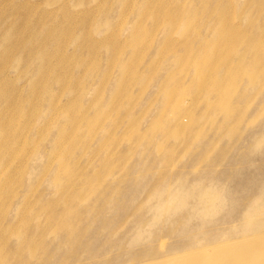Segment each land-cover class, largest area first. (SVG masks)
Segmentation results:
<instances>
[{
    "label": "rangeland",
    "instance_id": "1",
    "mask_svg": "<svg viewBox=\"0 0 264 264\" xmlns=\"http://www.w3.org/2000/svg\"><path fill=\"white\" fill-rule=\"evenodd\" d=\"M224 2L0 0V264H164L264 238V70L226 89L206 57L200 79L160 55L206 47L214 18L264 41L259 8Z\"/></svg>",
    "mask_w": 264,
    "mask_h": 264
},
{
    "label": "bare ground",
    "instance_id": "2",
    "mask_svg": "<svg viewBox=\"0 0 264 264\" xmlns=\"http://www.w3.org/2000/svg\"><path fill=\"white\" fill-rule=\"evenodd\" d=\"M248 1L249 2H247L248 4H246V5L251 7V4H252V7L259 8L260 12H262L264 14V0H262L259 3H256L255 0H248ZM231 4H232V0H225V2H224L225 10H228L229 5L231 6ZM146 9L147 8L142 7V11H145ZM251 11L253 12V9ZM252 12H251V15L254 13V12L253 13ZM194 13L196 14L194 16L199 18V20H205L206 18H208V15L205 16L204 13L198 12V14H197L196 10L194 11ZM213 20L216 21L215 23H216L217 28H216V30H214V32L212 34H216V36H215V38L212 37L213 39L211 38L212 42L208 43V45L206 47L204 45V47H200L198 51H195V49L193 50L194 47L192 48L191 44L189 43L188 47L186 48V51L183 54L181 53L183 56L181 55V57H179L178 55L180 54V52H179V54L175 52L176 51L175 46L177 45L176 41L174 42L173 40H171L167 36L169 38V40L164 41L163 45L160 48V55H163L164 59H168V60H170L172 58H176L178 61H181L184 64L187 62V60L185 59V56L188 57L189 62H187V64L196 66L197 71L200 73L201 76H203L200 79L205 78L204 77L205 69L203 66H200V63H198V57H206V61L203 62L204 64H209L211 67L215 66V65H220L218 78L222 79V81L225 80V82H223L221 87H224L226 89H227V87H232L233 85H235L236 74L240 73V72H237V70H243V67L245 65H251L254 68V72H253V76H252V78L254 79L256 76H258L260 74V72H262L264 70V63L262 62V58L260 57L261 52L258 49L259 44L261 46L264 44V41L261 39V36L259 38H258V36L250 38L245 34V32H238V31H235L234 29H229L226 26L225 21H220L219 19H215V18ZM153 21L155 22V24H159L161 22H164L163 20L156 18V17L153 18ZM166 22L169 24V26L172 24V20H170V19L166 20ZM166 22H165V24H166ZM220 22H222L224 24V27H222L220 25ZM213 26H214V24H213ZM11 32H12V34H14L15 37L19 36L16 29H13ZM91 32L94 33V30L92 29ZM263 32H264V25H263ZM93 33H92V35H93ZM222 34H225L224 39H219ZM49 40H50V38H45L40 52L34 53V54H37L38 58L42 62L41 66L44 67L43 75H46V73H49V62H51L54 59V55H50L46 49V44L49 42ZM137 40H138V38L136 37L134 39V44L137 43ZM229 40H230V43L227 46H224L225 42L229 41ZM101 44L102 43L90 44V46L92 47V50H94V49H99L102 46ZM12 46H13V44L10 46V48ZM130 47H132V44ZM242 48H244V51H241ZM101 49L108 51V49H106V48L101 47ZM111 49L109 48V51ZM134 50H135V53L138 54L140 48L137 47V48H134L133 51ZM249 51L250 52L253 51V57L250 60H248L249 57L248 58L246 57L248 55ZM237 54L241 55L244 58L243 63L236 65V66H232L230 64V61ZM251 54H249V55H251ZM22 59H26L27 61H31L32 57L25 55L24 58H21V61H22ZM255 59L257 62L254 61ZM111 60H112V58H111ZM177 60L176 61L173 60V61L177 62ZM211 60H212V62H211ZM228 68H235L234 72H232L235 75H231V74L227 73V75H225L223 77L225 72L226 71L228 72ZM61 80L62 79H60L59 82ZM1 98H6V97H5V95L0 94V99ZM172 99H173V91L171 90L168 94V102L167 103H169V101H171ZM176 99H177V96L175 97L174 102ZM178 100H177V102H178ZM181 103H183V102H181ZM3 115L5 116V118L8 117V115L5 112ZM235 127H236V125H234L233 129ZM4 129H6L5 126L0 125V134L4 135L6 137L7 134H5ZM177 132L183 134L185 131H181V129L173 130V134L174 133L177 134ZM173 134H171V135H173ZM68 228H70L69 231L72 230L71 225H70V227L68 226ZM22 230H25V229H22ZM0 239H1V237H0ZM29 241L30 240H28V243H27V250H28L29 254L31 256L37 255L38 251H41V250L36 249V247H34V245ZM20 251H26L25 247H23ZM17 252H19V251H17ZM3 255H4V253L0 249V256H3ZM10 256H11V254H10ZM197 259L205 261L206 264H264V238H262L261 240L254 241V242L240 243V244L238 243V244H233V245L223 247L222 249H214L212 251H205V252H203V253L195 256V257H191V258H188L186 260H182L181 262L177 261V260H172L169 262L166 261L164 264H196Z\"/></svg>",
    "mask_w": 264,
    "mask_h": 264
}]
</instances>
